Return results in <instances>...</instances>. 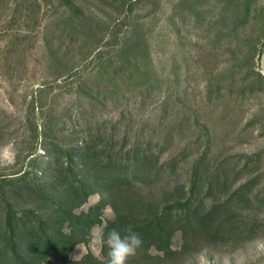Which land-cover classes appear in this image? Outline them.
<instances>
[{
	"label": "trees",
	"instance_id": "trees-1",
	"mask_svg": "<svg viewBox=\"0 0 264 264\" xmlns=\"http://www.w3.org/2000/svg\"><path fill=\"white\" fill-rule=\"evenodd\" d=\"M100 1L115 14L85 0H0L4 64L29 51L42 7L57 11L36 40L50 78L24 92L14 113L0 105V145L14 148L0 170V264H107L102 244L99 255L70 256L94 226L105 237L139 233L143 245L127 264H182L206 248L264 239V145L227 151L204 114L232 84L206 83L193 100L177 94L154 67L143 22H128L138 0ZM203 1L172 0L170 19L182 13L197 26ZM223 1L242 17L254 2ZM72 47L83 59L72 60ZM246 88L261 90L248 83L239 92ZM61 95L64 104H54Z\"/></svg>",
	"mask_w": 264,
	"mask_h": 264
},
{
	"label": "rangeland",
	"instance_id": "rangeland-1",
	"mask_svg": "<svg viewBox=\"0 0 264 264\" xmlns=\"http://www.w3.org/2000/svg\"><path fill=\"white\" fill-rule=\"evenodd\" d=\"M85 1L90 7L100 9L103 13L114 15L116 12L114 7L105 5L106 2ZM171 2L172 0H138L133 5L128 22H143L154 67L164 85L172 78L178 88L177 94L182 92L189 100H193L199 96L202 86L206 83L215 86L232 84L231 95L222 93L216 103L214 95L212 102L205 105L204 114L211 126L217 124L220 141L224 143L227 151L253 152L264 145V83L259 82L257 73L260 72L262 47L264 49V0H254L247 15L243 17L239 7H234L231 11L224 1L205 0L203 5L198 7L197 26L182 13H178L177 18L171 20ZM56 12L55 7H50L49 3L42 7L41 23L34 31L35 35L29 39L31 46L27 47L28 52L11 56L5 64L0 57V105L12 113L20 106L24 92H28L36 82L51 76L40 61L42 50L37 46L36 40L41 39L39 26ZM223 16L226 17L225 24L217 23L216 20ZM228 16L236 22L230 23ZM128 27L129 25H123L117 31L123 32ZM3 42L0 40V44ZM53 47L66 49V46H58L57 43H54ZM72 48L68 49L72 60L83 59V51L80 48ZM248 83L260 86L261 90L257 88L249 92L246 88L244 95L241 94L239 91ZM64 101L65 98L61 95L54 104L62 106ZM13 161L12 142L1 144L0 170L10 167ZM96 198L91 196L89 203ZM111 215V209L107 207L103 217ZM100 230V226H94L89 242L76 245L70 256L76 259L88 250L99 255L100 243L96 238ZM177 244L178 236H175L173 246ZM182 264H264V239L251 241L234 251L223 247L206 248Z\"/></svg>",
	"mask_w": 264,
	"mask_h": 264
},
{
	"label": "clouds",
	"instance_id": "clouds-1",
	"mask_svg": "<svg viewBox=\"0 0 264 264\" xmlns=\"http://www.w3.org/2000/svg\"><path fill=\"white\" fill-rule=\"evenodd\" d=\"M96 240L108 248L107 264H127L128 260L135 256L143 245L139 233L133 232L131 229H128L127 234L123 236L117 229H112L106 237L101 233Z\"/></svg>",
	"mask_w": 264,
	"mask_h": 264
},
{
	"label": "water",
	"instance_id": "water-1",
	"mask_svg": "<svg viewBox=\"0 0 264 264\" xmlns=\"http://www.w3.org/2000/svg\"><path fill=\"white\" fill-rule=\"evenodd\" d=\"M259 70H260L261 74L264 76V49H263V51L261 53Z\"/></svg>",
	"mask_w": 264,
	"mask_h": 264
}]
</instances>
